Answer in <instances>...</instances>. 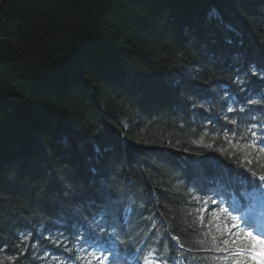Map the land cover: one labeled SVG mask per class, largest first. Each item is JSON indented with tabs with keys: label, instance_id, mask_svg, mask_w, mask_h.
Instances as JSON below:
<instances>
[{
	"label": "trees",
	"instance_id": "16d2710c",
	"mask_svg": "<svg viewBox=\"0 0 264 264\" xmlns=\"http://www.w3.org/2000/svg\"><path fill=\"white\" fill-rule=\"evenodd\" d=\"M254 71L264 0H0V264H72L95 239L221 264L196 199L264 161L195 141L264 136Z\"/></svg>",
	"mask_w": 264,
	"mask_h": 264
},
{
	"label": "rangeland",
	"instance_id": "374dc122",
	"mask_svg": "<svg viewBox=\"0 0 264 264\" xmlns=\"http://www.w3.org/2000/svg\"><path fill=\"white\" fill-rule=\"evenodd\" d=\"M230 138V137H228ZM215 141H219V148L220 150H222V153L224 150H227L228 148L231 147V149H236L235 151L237 153L242 154V156L246 159H255V160H260V161H264V151H260L261 148L264 147H248L246 148L244 151H241L242 148H244V146L246 144L244 143H235L232 142L231 139H226L225 137H221V138H216L214 139L213 136L210 135H205L203 138V143L205 145H212L213 142ZM250 153V155H249ZM244 161V160H243ZM244 193L243 196L246 200L250 199V191L246 192L245 189H243ZM207 197H204L202 200L207 202V203H203L201 204V201L196 200V214L197 217L199 219V221L206 227V233L209 234L212 238V240L215 242V248L218 250V255L221 256L222 261L221 264H226V263H230V264H234L235 259H239L242 264H264L262 263L260 260L253 258L251 255H248L246 258V260H242L239 257H236L234 254L238 251H241V246H242V251H244L245 249H248L246 246V243L244 242L245 239V235L243 236L242 239H240V233H238L237 229H234L233 232L235 234V236L237 237V243L235 245H233L232 243H229V245L227 246L228 249H230V251H221L219 250L221 247V243H222V239H228L231 241L232 237L228 235V228L230 227V225L233 223L232 218L229 216L231 214V204L229 205V207L226 208V205L224 207L223 204V199L222 202H220L219 207H217V205H215V202H209L210 199H206ZM230 202H232V200H230ZM235 202V200H234ZM233 202V203H234ZM227 203V202H225ZM206 209V212H202L200 211V209ZM227 209V212L225 213H220V209ZM219 214L221 218L219 219H213V214ZM233 215V213H232ZM94 257H99V262L97 261V259H95ZM119 259H117V261H114L113 258H108V255L105 254L104 252H102L101 250H97L95 248H91L86 250V253H83L82 255H80L79 259L80 264H89V262H91L92 264H101L104 260H108L109 263L108 264H130V263H135L136 260V256L133 253L132 256H130L129 258H126L124 255H119L118 256ZM147 257H149L147 255ZM234 257V258H233ZM252 257V258H251ZM155 258L159 261V263L162 264H169L167 263V261L165 259H161L160 257L155 255ZM123 259H126L127 261H122ZM172 264H185L182 261L181 256H177L174 260Z\"/></svg>",
	"mask_w": 264,
	"mask_h": 264
},
{
	"label": "snow or ice",
	"instance_id": "6c2138e0",
	"mask_svg": "<svg viewBox=\"0 0 264 264\" xmlns=\"http://www.w3.org/2000/svg\"><path fill=\"white\" fill-rule=\"evenodd\" d=\"M252 75L258 76L259 79L264 80V73H258L256 71H254L252 73ZM238 83H239V81H238ZM241 89L243 90V84H241ZM248 103L249 104H252V105H256V104H260L261 101L260 100L252 99V100H249ZM192 107L193 108L196 107V104H195L194 101H192ZM233 111H234L233 108H231V107L228 108V112H233ZM239 111L240 112H244L245 109L241 108V109H239ZM230 122L235 123L234 120H232ZM258 126H259L258 124H255L254 123V124L251 125V128L249 129V132L251 133V136L253 138H255L257 136V133H256L255 129ZM262 131H264V129H262ZM195 142L198 143V144H203V140L202 139L199 140V141H195ZM257 143H259L260 145H264V136H261L258 142L255 139H253L252 143L251 144H246L244 146V148L241 149V151H244L248 147L255 148V147H257ZM205 146L210 147V145H205ZM260 151H264V148H261ZM249 155H250V153H249ZM246 163L251 164V163H253V161L246 159ZM259 179L262 180V181H264V176H260ZM193 199H196V197H193ZM203 203H207V202H205V201H203L201 199V204H203ZM217 207H219L218 204H217ZM200 211L206 212L207 210L201 208ZM225 212H227V209H223V208L220 209V213H225ZM212 218L213 219H219L221 217H220L219 214H215L214 213ZM244 226H245V228H248L249 229V231H247L246 235L249 236V237H251L253 235V231L251 230L252 229V226L251 225H248L246 222H244ZM238 228H240V225L239 224L232 223L230 225V227L228 228L227 231H228V235L231 236L232 239H231V241L228 240V239H222L221 247H220L219 250H221V251H230V249H228V247H227L229 245V243H232L233 245H235L237 243V237L235 236V234L233 232V229H238ZM244 235H245V233L243 231H241V233H240V239H242ZM259 235L260 236H264V232H260ZM27 238H28V236H27V234H25V239H27ZM173 239H178V237H175L174 236ZM261 243H262V247H264V242H261ZM183 246H184L183 244L180 245V247H183ZM241 254H242V246H241V251L236 252L234 255L236 257H239ZM94 258L97 259V261L99 262V259H100L99 257H94ZM89 264H91V262H89ZM148 264H152V262L149 261ZM234 264H242V262L239 259H235Z\"/></svg>",
	"mask_w": 264,
	"mask_h": 264
}]
</instances>
